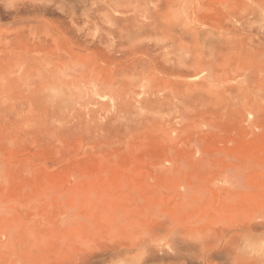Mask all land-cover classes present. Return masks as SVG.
Instances as JSON below:
<instances>
[{
	"label": "bare ground",
	"instance_id": "1",
	"mask_svg": "<svg viewBox=\"0 0 264 264\" xmlns=\"http://www.w3.org/2000/svg\"><path fill=\"white\" fill-rule=\"evenodd\" d=\"M66 1L0 0V21L1 15L14 20L13 24L6 28L7 31H3L0 26V140L2 142L13 145L17 143L19 146L21 142L25 144L28 136L23 125L27 122H35L43 126L47 107H50L52 112L58 115V119L63 117L65 119L68 114L66 118L71 117L70 121L65 120L71 122L70 124L73 123L75 127L76 124L78 126L87 124L92 125L90 128H93V125L97 126L103 122L102 130L108 135L121 132L136 133L148 143L146 147L141 144L142 147L148 148L153 144L161 149L165 158H172L173 161L180 155V159L181 157L187 159V156L191 155V150L180 152L181 150L177 149L183 144L189 147L201 144L196 142L195 134L196 130L200 132L202 125H205L202 129L208 126L207 131L210 133L208 128L211 130L218 127H215L217 120L220 123L217 124L221 125L218 131L225 124L222 123V126L221 121H229V125L232 123L235 126L241 122V124L247 122L248 125L254 123L256 127V121L264 120V0ZM28 16L33 18L30 19ZM18 23L22 24L20 29H11V26ZM31 23H38V26H27ZM27 29H30L28 36ZM26 105L28 108L25 107ZM64 124L70 126L65 122ZM262 126L260 124V127ZM198 127L200 130L197 129ZM100 128L94 129L98 131ZM223 132L226 133L225 130ZM218 135L217 138L221 137L220 133ZM217 141L219 140L215 139V142ZM204 142L201 146H204ZM149 143H152L151 146ZM17 144L15 147L18 146ZM13 145H9L11 146L9 148L12 149ZM146 152V156L152 155ZM227 155L225 157L230 159ZM225 157L223 159H226ZM206 158L203 155L198 158L202 161L198 162L199 166L205 164L209 159ZM158 159L164 161L163 157L157 158V162ZM222 160L220 164L225 161ZM145 161L144 163L147 162ZM177 162H179L178 158ZM173 164L175 165L169 164L171 166L169 168L160 166L161 171L158 170L160 171L158 174L164 172L172 177L178 169L176 162ZM223 164L220 168H228V165L224 167L226 164ZM183 165L181 166L184 176ZM210 165H213L212 162ZM175 166L177 169L174 168ZM219 166L215 167L216 170ZM6 167L14 172L18 168L10 170L9 166ZM22 167V170H27L24 169L27 166ZM201 170L203 173L205 169ZM209 170L210 168H207L204 173L207 171L210 173L213 169ZM230 170L231 168L222 176L220 169L218 170L220 174L217 175L221 176L227 185L222 189L218 188L217 192L214 188L212 190L213 196H217L220 198L217 200L223 202L220 203L222 205L220 208L213 209L212 206L210 210L205 211L210 207L209 203L207 207L205 203V209L201 210L199 208L201 200L199 201L198 198L203 199L202 196L206 192L199 188L201 187L199 183L196 184L197 188L193 185L195 187H191L193 189L191 194L199 201L198 205L194 206L195 208L199 206L201 211L197 209L192 215L191 209L186 210L192 215L190 218L187 215L188 220H186L189 222L184 221L186 224L181 225L178 221L180 224L178 225L175 220L180 214L177 216L175 212L179 210L174 211L176 217L169 216L167 212L170 209H166L165 216L169 217L166 220L164 217L161 218L163 221L159 225L156 224L158 221L154 222L157 227H154V223L152 224L154 226H151L155 228L151 230L155 236L151 235L152 237L145 238V241L141 239L143 241L141 243L137 239L140 247L135 250L139 249L138 252L141 254L134 258L128 257L133 262L127 259L124 262L122 256L126 251L123 252L121 256L123 264H264V177L246 178L234 170L232 174ZM188 171L191 173L190 169ZM14 172L9 174L13 175ZM197 172L194 173L196 176L199 173ZM155 174L153 176L151 174V177ZM194 174L192 179L195 178ZM183 176L179 174L178 179L181 177L183 180ZM210 177L213 179L210 174L207 175L208 180ZM162 178L166 184L165 175ZM3 179L5 178L0 180ZM198 179L200 180L199 177ZM175 181L177 178L172 181L174 185L170 181L171 188L175 186ZM168 183L165 185L167 189L170 186ZM175 187L176 190L179 188ZM181 188L182 186L180 190ZM179 191L177 190L178 193ZM188 193L187 191V195ZM207 194L209 193H206L204 198L208 201L210 198H207ZM192 201L194 202V199ZM181 205L183 204H180V209ZM156 208L165 212L163 206ZM7 211L4 210L2 213H6L4 218L8 217ZM149 214L148 212V216L152 219L153 215ZM158 215L161 216L159 213ZM173 217L176 219L174 220ZM6 218L4 223L11 224L10 217L7 218L8 220ZM148 219L145 222L143 220L144 223L140 225L147 223ZM3 228L8 235L6 227ZM3 228L1 227L0 230L1 235V232H4ZM138 229L139 236L141 232L138 233L140 231ZM133 240L134 238L130 242ZM10 241H8L9 247L5 242L3 247L6 245L10 248ZM0 243H2L1 239ZM133 244L135 243L132 242L131 245L134 246ZM13 247L8 250L13 251L15 248ZM132 249L135 252L133 247ZM12 251L10 252L13 256L15 252ZM15 251V254L20 252ZM10 252H5L4 257ZM22 252L24 251L15 256L16 259H19V255L27 258L25 256L27 254L22 256ZM118 252L116 253L119 254ZM96 257L91 256L85 264H98ZM2 258L0 257V260H3L0 264H8V261L4 262L5 259ZM103 258L105 257L101 259ZM20 259L23 261L22 258ZM11 262L14 264V261ZM29 263L32 264L31 261Z\"/></svg>",
	"mask_w": 264,
	"mask_h": 264
},
{
	"label": "rangeland",
	"instance_id": "2",
	"mask_svg": "<svg viewBox=\"0 0 264 264\" xmlns=\"http://www.w3.org/2000/svg\"><path fill=\"white\" fill-rule=\"evenodd\" d=\"M69 1L70 0H67L66 2ZM1 17L2 18L0 21L1 22L0 26L4 31L6 30V28L8 29V26L11 25V23L13 24L14 20L4 15H1ZM6 17L8 19H6ZM28 18L32 19L33 16H28ZM30 25L35 27L38 26V23H31L28 24L27 26ZM21 27L22 24L18 23L15 26H11V29L16 28L18 30ZM29 30L30 29H27L26 31L27 36L29 35L28 33ZM25 107L28 108L27 105ZM66 115H67L66 117H68V114ZM57 117L58 115L54 114L50 109V107H47L46 120L43 126H39L35 122H27L26 124H24L23 129L26 130L25 132L27 133L28 138L25 144L21 141L20 142L22 144L19 142L22 146L21 145L19 146L16 143L18 146L15 147L16 144L14 145L7 144L4 143V141L2 142L0 140V164H2L0 165V167H2V169L0 168V175H1L0 179L5 178L3 179L5 183L3 180H0V190H1L0 191V197H1L0 198V202H1L0 230L1 227L2 228L6 227L8 232L7 235L5 232L6 231L5 228H3L2 230H4V232H1L2 235L0 234V239L2 240V243H0V255H1L0 257H3L5 259L4 262H6L7 260L8 264L11 261H14V264H16L17 262L15 260L19 262L17 264H21L20 262L24 263L26 259H27L26 262L29 263L31 261L32 264L34 263L38 264V262H40L39 264H42L43 262H44L43 264H55V263L85 264V262L87 263V260L91 256L96 257L94 255H97L96 260L98 261V264H115V263L123 264L126 259L128 261L130 260V262H133L132 259L130 258L128 259V257L131 256V258H134L137 255H139V253L141 254V252H138L139 249L135 250V248L140 247V243L142 240L145 241L148 237L151 238L152 236L153 237L155 236L152 233L153 231L151 230L155 229L154 227H157L156 224L159 225L163 221L161 218L164 217V219L166 220L167 217L171 215L176 216L177 214L178 215L180 214L179 216L177 215L178 216L177 219L175 217L173 218L174 220L175 219L177 220V221L175 220V222L178 225L180 224L182 225V224H186L185 222L188 220L187 215H189L190 218L193 214L196 213L194 211H197V209L199 208L203 210L204 206L207 203L210 204V207H207L209 206V204H207L206 205L207 208L206 209L204 208L205 211L210 210L212 206L213 209L220 208L222 206L220 203L223 202L219 201L220 198H217V196H213L214 194L212 192H214L215 190H216L215 192H217L218 188L222 189V187H225L227 185L224 182V179L221 178V176L224 174V172L226 173L229 168H231L230 173L233 174L235 171L237 174H241V175L243 174V176L246 178L247 177L256 178L260 176L264 177V120H261V122L260 121L255 122L257 124L256 125L257 128L255 127L254 123L248 125L247 122L245 123L243 122L244 124H241L242 123L241 122L238 124L240 125V127L236 125L237 128L239 129H237L234 124L232 125V123L229 125V121H221V124L222 123L225 124L224 126L222 124L223 127H220L221 128L220 131H218V127L221 125H218L220 123L217 120V122L215 123V127L218 126L217 128H215L216 131L214 128H211V130L214 129L213 131H211L208 128L210 133H208L207 131L208 126H206L205 129H202L204 128L205 125L204 126L202 125V127L200 126L201 128L198 127L197 129L200 128L201 130L199 129L200 130L199 133L197 132L198 130H196V134L198 136L195 134V139L197 140L196 142L201 143L202 145L205 140L204 146H201V144L198 143L196 147H191V146L189 147V145H185V144H183V146L180 145L182 147L177 148L181 150L180 152L182 151L184 152V150L185 152L186 151L190 152L191 150L190 152L191 155L189 154V156H187L188 160L184 157L186 161L184 160V158L182 159V157L180 159L181 156L180 155L179 157H177L178 161L179 162L181 161L179 163L177 162V158L173 159V161L171 160L172 158L170 159L165 158L162 155L161 149H159V147H156L152 143H149L150 146L152 144L151 147H148L149 149L145 148L146 146H148L147 141L145 143L146 139L141 138V136H137L136 133L132 134V133L121 132L119 134L115 133L117 136L113 134L108 135V133L106 132L104 133V131L102 130L101 126L104 123L101 121H100L101 123H99L97 126L93 125L94 126L93 128H90L92 127L91 124H90L91 126L87 124H83L84 126L83 125L78 126L76 124L75 127L73 123L70 124L71 122H69L70 121L69 119L71 117H69V119L65 117V119L66 120L68 119L69 121L63 119L64 117L62 119H58ZM208 118L211 119V117ZM64 122L69 124L70 126L67 127V125H65ZM94 123L97 124L98 122H94ZM260 124L261 126L262 125L263 126L260 127ZM244 125L246 128L244 127ZM229 126H231V128ZM253 126L255 128H253ZM98 127L101 128L100 130L97 131V129H99ZM250 127L252 128L251 130L249 129ZM94 128L97 129L95 130ZM229 129H232V131ZM243 129L245 130L243 131ZM224 130L226 133L223 132ZM237 130H239L238 131L239 133H237ZM240 130H242L243 132L241 131L240 133ZM205 132L208 134V138ZM201 133H203L204 135L203 134L201 135ZM219 133L221 136L219 138L222 139L221 141L219 138L216 137V135L219 136L218 135ZM223 136L225 137L222 138ZM139 138H141V140ZM214 138L219 141L215 142ZM200 139L201 141H199ZM141 144L144 145L145 147L144 146L142 147ZM9 145L11 146L13 145L14 147L10 149L11 146ZM184 145H185V149H184ZM186 147L189 149H186ZM136 148L139 149L137 150ZM193 149L195 153L193 152ZM146 151H148V153L149 152L152 153V155L147 154L146 156L147 153ZM199 152H203L204 154ZM193 153L195 155H193ZM197 153L199 155H197ZM223 154L224 156H221ZM202 155L209 159L206 158L207 161H205V164L202 163L200 165L201 168H199L200 163L198 162H202V161H199L198 158L200 159ZM226 155L230 159L226 158L225 157ZM148 156L149 158H146ZM233 156H234L233 158L234 162L232 160ZM161 157L164 158L163 159L164 161H162V159L161 160L158 159L157 162V158H161ZM224 157L227 160L223 159ZM145 159L146 161L147 160H152V161L146 162ZM195 159L197 161H195ZM222 159L225 161H223ZM221 160L223 161L224 164H226L224 165L222 163L224 167H227L228 165V168L225 169L220 168L223 167L222 164H220ZM144 161L147 164L144 163ZM174 162H176L177 168L178 169L180 168L178 170L176 166L174 167L175 169H177L176 174H174L172 177L171 175L164 174V172L163 174L162 173L158 174L161 171L160 170L161 167L164 166L166 168H169L171 167L169 164L173 166L175 165L173 164ZM182 162L185 165H183ZM209 162L210 164L212 162L213 165H210ZM10 163L12 164L11 166ZM190 163H197V164H190ZM206 163L208 164L206 165ZM246 163L248 164L247 166ZM17 164L19 166H17ZM241 164L243 165L241 166ZM21 165L25 167L27 166L26 168H24L27 170L26 171L22 170L23 167ZM181 165H183L184 167L185 177L183 176V168ZM203 165L204 167H202ZM6 166H9V168H11L10 170L15 169V167L16 168L18 167L15 170L16 173L14 172V170L9 171V169ZM151 166L152 168L150 169ZM216 166L217 168L219 166L221 174L218 171L219 169L216 170L217 169L215 168ZM238 166L240 168H238ZM244 167H245V171H244ZM197 168L199 173L197 172ZM207 168L208 169L210 168V170L213 169L212 171L214 172L209 170L210 173L207 171L205 172L207 174H205L204 171H206ZM237 168L240 170L243 169L242 172H240V170H238ZM5 169L8 170V172ZM189 169L191 170V173L188 171ZM201 169H205L203 171L205 175L202 173ZM18 170L19 172H17ZM158 170L160 171L158 172ZM6 172L8 173V175L6 174ZM10 172L11 173L14 172L13 175L9 174ZM195 172L198 173L197 176L195 175L196 174ZM189 173L191 174V177ZM211 173H213L215 177ZM217 173H219L221 176H218ZM151 174L152 176L153 174H155L154 177H151ZM179 174L183 176V180L181 177H179L178 179ZM193 174L194 177L197 178V180L193 178L195 179L194 183L192 179ZM201 174L206 177L204 176L201 177L200 176ZM209 174L210 176L213 177V179H211L210 177L209 180L213 182H210L208 180L207 175ZM164 175H165L164 179L167 181L166 184L162 178L164 177ZM9 176H11V178ZM19 177L21 178L19 179ZM173 177L175 179L177 178V181H175V186L179 187L177 188L178 191L182 186L181 190L179 191L180 195L177 192L175 186L171 188L170 181L171 183L172 181H174ZM198 177L200 178V180L206 181V183L204 184V181L203 182L200 181ZM169 179L171 180L168 181ZM180 181L184 183H181ZM155 182H157L158 184ZM178 182L180 184H178ZM215 182L216 184H213ZM167 183L168 185H170L168 186L169 191L167 189V186H165L167 185ZM198 183L201 186V187L198 186L199 188H201L206 193H209L207 194V198L208 199L210 198L208 201L207 199H205L206 198L205 192H204L205 195L203 194L202 196L204 200L202 198L200 199L198 198L199 201L201 200L200 203L199 201H197V199L194 196H192L193 194L191 193L193 189L191 187L196 184L198 185ZM221 184H223V186ZM211 185L214 187H212ZM163 186L165 187L166 190L164 189ZM183 186H184V190H183ZM215 186L218 187L216 188ZM213 188L214 191H212ZM185 190H187L190 193V195L189 193L187 195V191L184 195H181L184 193ZM210 194L212 195V197H210ZM190 196H192L191 197L192 199L190 198ZM188 198L190 200H188ZM193 199L194 202L192 201ZM182 200L185 201L181 202ZM213 200H215V202ZM186 201H189V203L187 204ZM197 202L199 203L200 206V207L198 206L199 208L198 207L195 208V206L198 205ZM181 203L183 205H181V209H180ZM158 206L159 207L161 206V208L163 206L162 209H164L165 212L161 209L159 210V208H156ZM182 206H185L186 208ZM166 209L167 210L170 209L169 211L171 213L169 211L167 212L168 215L170 214L169 216H165V214H167ZM171 209L173 210V213ZM175 209L179 211L181 210V213H183L184 211L186 214L183 213L184 216H182L183 214L177 211L175 212L176 215H174ZM190 209L192 215L188 211L186 212V210L190 211ZM4 210L5 211L9 210V212H11L9 213L7 211L8 217L5 216V218L10 217L9 221L11 222V224L6 225L4 223L5 221L4 215L6 214V213L2 214L4 213ZM154 210L155 211L157 210V212H155ZM148 212L151 215H153L152 219L154 218L153 219L154 221L151 219L150 216H148ZM158 213L161 216H159ZM145 214H147L146 217ZM162 214L164 216H162ZM157 216H159L158 217V219L160 218L159 220L157 219ZM1 217H3L4 219ZM147 219L148 221L147 223H145L147 225L145 224H142L143 226L140 225V223H144L145 220ZM178 221L180 222V224L178 223ZM154 222H156V224ZM153 223L155 224V226L152 225ZM11 225L13 228L11 227ZM141 226L142 228H144V230H142ZM10 229L12 232L14 231L13 234L10 231ZM137 229L140 230L138 233L141 232L139 236L137 235ZM5 234L6 236H4ZM3 236L6 238H4ZM132 238H134L135 240V242L134 240L132 241L133 243H135L133 244L134 246H132L131 245L132 242H130ZM128 239L131 240L129 241ZM137 239L140 240V243L139 240ZM8 241H10L9 243L12 244V245L10 244V248L12 246L16 248L15 249L13 247L14 248L13 251L12 249L10 251L16 253L15 250H18L20 251L18 254H20L21 251L23 250L24 252H22V256L25 255L26 253L27 255L25 256H27V258L21 257L19 255L18 257L19 259H16L18 254L15 253H13L12 256L11 252L8 250L10 249L8 248L9 247ZM4 242L7 244L8 247H6V245L5 247H3ZM125 246L127 247V249H122V248H126ZM131 246L134 248L135 252H133ZM5 252L6 253L10 252V254H6V257L8 255L7 258L9 260L6 257H4ZM116 252H118L120 255L117 254ZM123 252H125V255L122 256ZM39 254L41 255V257ZM10 255L11 257H13V259L9 257ZM121 256L124 262L121 261L122 260ZM34 257H36V259ZM102 257L105 258L101 259ZM20 258L22 259L24 258L25 261L24 259L22 261ZM114 260L117 261L115 262Z\"/></svg>",
	"mask_w": 264,
	"mask_h": 264
}]
</instances>
